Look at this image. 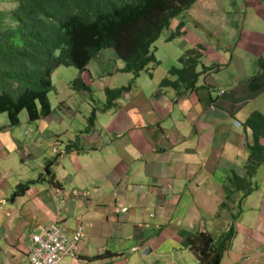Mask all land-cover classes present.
Returning <instances> with one entry per match:
<instances>
[{
	"label": "crops",
	"instance_id": "1",
	"mask_svg": "<svg viewBox=\"0 0 264 264\" xmlns=\"http://www.w3.org/2000/svg\"><path fill=\"white\" fill-rule=\"evenodd\" d=\"M205 6L220 19L217 35L207 30L206 36L202 28L191 31L186 21L178 38L197 49V71L203 65L222 67L200 75L211 74L199 76L195 89L160 88L166 74H129L128 82L115 88L132 84L131 91L93 130L89 123V129L76 131L52 112L34 131L26 129L31 122L20 115L25 130L15 131L17 126L1 115L0 264H27L30 236L59 217L71 232L83 229L78 254L61 264H198L190 236L221 237L230 227L234 237L220 264H264V165L252 177L257 187L243 198L242 211L238 214L239 192L228 200V209H221L229 178L246 175L253 134L245 123L253 112L264 113V67L259 63L264 29L257 21L248 27L235 21L234 26L229 18L236 14L218 2ZM248 7L245 21L264 16L262 0L248 1ZM177 23L173 20L172 28ZM110 59L122 61L116 54ZM229 68L238 69V75L219 84L215 77ZM123 69H104V78ZM143 74L149 75L150 92ZM99 82L107 100L109 82ZM55 118L67 126L63 133L51 129ZM35 179L40 181L13 198L19 183Z\"/></svg>",
	"mask_w": 264,
	"mask_h": 264
},
{
	"label": "trees",
	"instance_id": "2",
	"mask_svg": "<svg viewBox=\"0 0 264 264\" xmlns=\"http://www.w3.org/2000/svg\"><path fill=\"white\" fill-rule=\"evenodd\" d=\"M9 12L0 11V115L7 114L10 125L20 123L25 113L29 121L48 118L52 114L49 94L54 90L52 75L61 66L76 67L80 71L105 49H112L116 58L125 62L124 73L139 77L150 65L160 66L153 45L164 29L178 20L175 31L168 37H180L186 21L178 17L187 12L197 0H14ZM198 53L187 50L179 59V68L172 67L160 82V88H173L184 93L195 89L198 77L216 69L206 67L197 71ZM264 67V58L259 62ZM215 67V68H214ZM152 76V74H150ZM74 85L79 91L88 86L78 78ZM133 85L105 90L113 109L116 101L131 91ZM245 126L253 134L248 143L245 163L246 175L234 174L225 186L228 196L221 209L229 208L235 192L242 193V201L257 187L252 177L264 165V113L253 112ZM49 163H47L48 165ZM40 179L19 183L13 198L23 195L31 184ZM235 218V217H234ZM234 237L228 233L215 237L210 233L191 235L188 244L198 258V264H220L224 250ZM107 256V255H106ZM102 258V257H100Z\"/></svg>",
	"mask_w": 264,
	"mask_h": 264
},
{
	"label": "rangeland",
	"instance_id": "3",
	"mask_svg": "<svg viewBox=\"0 0 264 264\" xmlns=\"http://www.w3.org/2000/svg\"><path fill=\"white\" fill-rule=\"evenodd\" d=\"M248 1L254 4L256 2L260 3L261 0H197V3L192 5V7L187 10V12L181 14L178 19H184L185 21H187V27L191 31L199 32L200 28H202L206 36L208 30V34L213 37L212 34L217 35L218 33V27L216 24L218 21L220 23V19L212 17L208 14L209 9L207 6H205V2H218L219 6L226 12L236 14L234 17L230 18L229 14L225 15L226 19L229 18V23L230 20L233 19L232 24L234 26H236L237 24L243 25L244 23H246V27H248L249 24L257 21L259 22V27L261 29H264V16H260L258 14L256 17H249L248 22L243 19L245 12L250 10V8L248 7ZM262 1L264 2V0ZM15 6L16 2L14 0H0V11L9 12ZM238 6H240L241 8L235 10ZM215 15H219V13H215ZM235 21L237 22V24L235 23ZM199 22H202L205 27L199 26ZM224 27L225 25H223V28ZM173 31H175V26L173 28L169 27L164 29L159 39L156 40L153 45L154 51L157 47L155 54L157 59L161 61V65H150V70L148 72L152 75L153 73H155L157 78L164 76V74L168 76V73L172 67L179 68L181 66L179 64V59L185 54L187 50H194L198 52L197 49H194V47L193 49H189V46L186 47L184 45V43L186 42L183 39L175 37L172 40H168V37L173 33ZM194 32H190V38L195 39L196 33ZM240 43L241 41L239 42V49H241ZM114 55L115 54L112 49L103 50L97 56V58H95L88 65L86 71H80L76 67L67 66H61L56 71H54L52 75L54 90L49 94L52 112L55 115L57 113L60 114L61 118L66 119L69 124H73L76 131L79 128L81 130L84 129L85 126L89 129V123H91V130H93L94 128L98 129L100 124L105 122L107 119V117L105 116V112L107 113V110H105V106L108 104V101L105 100L104 91H102V89L98 86V84L100 85L99 81L105 82V80H107L109 82L108 85L112 89L116 86H122V84L128 82L126 79L127 77H129V74L122 71L113 73L112 76L104 78L106 75L104 69L125 68L124 61H118L114 63L112 59H110V56ZM221 67L222 65L217 66L218 69H220ZM220 72L221 73L215 77V80L219 84L223 83L221 81V78L230 80L238 75V69H221ZM210 75L211 74L203 76ZM142 77L146 78L145 87L146 90L149 91V88H151V86L149 85V75L143 74ZM78 78L83 79L85 84L89 87L87 89V92L79 91L76 89V85H74V83ZM211 82L214 83L212 80ZM152 89L155 90L156 86H153ZM65 105L71 108V110H68ZM2 115L3 117H8L7 114ZM21 117H25L24 112H22ZM0 118H2L1 115ZM7 122L9 123L8 118ZM60 122V118H55V123L51 126V129L55 134L56 131H59V133H63V131L67 130V126L61 124ZM41 125L42 119L38 121H32L30 125H27L26 129L34 131L35 129H40ZM21 130H25L23 125H19L15 129V131ZM61 139L64 141H68L67 137H65L64 135H62ZM50 142H55V138Z\"/></svg>",
	"mask_w": 264,
	"mask_h": 264
},
{
	"label": "built area",
	"instance_id": "4",
	"mask_svg": "<svg viewBox=\"0 0 264 264\" xmlns=\"http://www.w3.org/2000/svg\"><path fill=\"white\" fill-rule=\"evenodd\" d=\"M82 236L83 229L71 232L67 221L59 217L54 224L30 236L27 264H61L64 258L75 257L78 254Z\"/></svg>",
	"mask_w": 264,
	"mask_h": 264
}]
</instances>
